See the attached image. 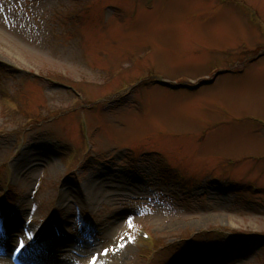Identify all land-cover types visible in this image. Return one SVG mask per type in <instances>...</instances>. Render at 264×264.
<instances>
[{"label": "rangeland", "instance_id": "374dc122", "mask_svg": "<svg viewBox=\"0 0 264 264\" xmlns=\"http://www.w3.org/2000/svg\"><path fill=\"white\" fill-rule=\"evenodd\" d=\"M219 1L0 0V64L16 67L13 74L26 77L29 69L75 86L84 108L81 122L89 130L85 136L92 140L85 155L78 114L72 112L29 131L24 148L11 159L21 121L68 99L41 78L23 87L7 83L19 113L12 116L0 102V166L9 167L10 185L0 204L7 220L17 215L21 227L29 218L38 225L54 211L63 237L72 240L71 205L79 201L71 191L99 176L105 191L95 204H83L100 243L76 262L70 257L76 258L77 249L53 251L44 239L32 252L38 264H92V252L101 255L124 242L132 252L118 262L145 264L138 258L140 241L131 244L139 226L163 247L151 264H228L234 252L242 264L264 263V57L243 64L242 53L264 45V0ZM71 8L79 9L72 20L66 16ZM209 78L212 84L192 90L167 91L154 83L192 88ZM58 139L75 152L69 166L77 168L79 183L62 166L49 168V151L32 171L25 166L14 177L21 152L40 144L55 158ZM165 164L187 184L180 177L162 180L166 174L156 171ZM45 171L42 191L32 192ZM4 176L0 167L3 186ZM129 182L141 187L128 189ZM63 186L65 205L59 201ZM242 234L251 237L243 241ZM193 235L194 243H187L185 237ZM1 239L0 254L10 263L14 235L8 231Z\"/></svg>", "mask_w": 264, "mask_h": 264}, {"label": "bare ground", "instance_id": "6f19581e", "mask_svg": "<svg viewBox=\"0 0 264 264\" xmlns=\"http://www.w3.org/2000/svg\"><path fill=\"white\" fill-rule=\"evenodd\" d=\"M262 4L264 5V2L262 1ZM49 151V154L51 153L50 150H47L46 148L42 147L40 144H37L35 146L29 147L22 155L21 152V158L15 163V169H14V177L19 176L20 172L22 169H24L25 166L29 167L30 171H32V168L39 162L41 161L44 157L47 156ZM29 171V172H30ZM56 171V170H53ZM101 180H103L102 177L98 178H88L84 184H82V187L80 188L81 194L83 193V197L85 198V201L88 204H95L98 198H101L103 194L105 195V191L102 190V184ZM116 182H121L123 181L122 179H117L115 180ZM129 187L128 189H133V190H138L140 184H136L133 182H129ZM66 188L63 186V191L60 194V202L61 205H65L67 199H66V191H64ZM20 221L21 218L20 216H12L9 218L7 222V229L10 231L14 237H18L19 234H21V226H20ZM115 222V221H114ZM115 224V223H112ZM117 224L115 225V227ZM47 240V248L51 249L53 251H61L64 249L67 253H70L71 249L74 247H77V243L73 244L71 240L68 238H62V237H56L54 235H47L46 236ZM80 247L83 250H91L92 248H95L97 245H94L93 243L87 241H81ZM118 245V246H117ZM132 252V248L129 245V243H117L116 246H110L108 251H104L101 253V255L98 257V260L96 264H108L109 262L113 261L112 264H121L118 261L121 260L122 256L125 257L128 254ZM9 257V255H8ZM243 259L242 256L239 253L234 252L233 254L231 253L230 259L228 264H242ZM0 264H11L9 263L4 255L0 254ZM184 264H207L205 262H194L190 261L188 263Z\"/></svg>", "mask_w": 264, "mask_h": 264}, {"label": "snow or ice", "instance_id": "6c2138e0", "mask_svg": "<svg viewBox=\"0 0 264 264\" xmlns=\"http://www.w3.org/2000/svg\"><path fill=\"white\" fill-rule=\"evenodd\" d=\"M20 247L22 248L23 247V243L21 242V244H20Z\"/></svg>", "mask_w": 264, "mask_h": 264}]
</instances>
